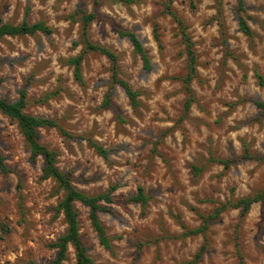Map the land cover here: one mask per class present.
<instances>
[{
  "label": "rangeland",
  "instance_id": "obj_1",
  "mask_svg": "<svg viewBox=\"0 0 264 264\" xmlns=\"http://www.w3.org/2000/svg\"><path fill=\"white\" fill-rule=\"evenodd\" d=\"M167 6L192 41L193 71L181 25ZM243 6L251 36L239 28L236 0H98L88 38L116 55L118 77L138 93L133 107L122 86L111 82L105 54L84 52L81 79L74 76L68 59L83 49L81 14L93 9L92 0H0L3 22L41 20L50 28L0 37V97L14 101L24 88V112L53 118L74 135L37 129L75 188L95 195L116 185L115 201L98 211L112 251L98 241L89 208L74 202L94 264H179L202 245L194 264H264V194L244 215L232 205L264 189V161L242 156H264V110L254 103L264 102V0H243ZM118 29L138 37L150 69ZM108 89L114 109L102 104ZM0 152L16 170H0L6 226L0 227V264H44L66 228L56 210L64 189L41 178L42 157L31 159L17 122L1 110ZM212 158L231 161L224 166ZM138 185L144 205L130 199ZM221 204L226 207L205 236L185 233ZM66 254L63 264H75L71 244Z\"/></svg>",
  "mask_w": 264,
  "mask_h": 264
},
{
  "label": "trees",
  "instance_id": "obj_2",
  "mask_svg": "<svg viewBox=\"0 0 264 264\" xmlns=\"http://www.w3.org/2000/svg\"><path fill=\"white\" fill-rule=\"evenodd\" d=\"M170 1V0H169ZM237 1V9L241 12L238 17L239 28L243 31L247 36L252 35V31L246 21V18L243 14L244 6L243 0ZM93 9L89 12L82 11L81 14V25H80V41L83 43L82 51L70 57L68 60L73 65L74 76L77 79H81L80 73V64L83 57V53L89 50L99 51L105 54L110 60V68L111 74L110 79L112 83H118L122 86L128 98L131 101L133 107L138 105L137 99V91L133 90L130 85L123 79L118 77V64L117 57L106 46L100 45L98 43L92 42L88 38V26L92 19H94L97 15L96 6L98 4V0H92ZM167 11L172 14V16L177 20V22L181 25V32L183 36V40L186 44V51L188 56V66L193 71V64L195 61V55L193 50L191 49L192 41L188 34L185 32V26L182 24V21L179 17L174 13V11L167 6ZM36 31H41L48 33L50 32L49 26H47L43 21H34L28 22L26 19H23L18 24H10L7 22H3L0 18V37L5 34L14 35V34H23V33H34ZM118 32L123 35H127L129 40L131 41L133 51L138 54L142 60V65L145 69L151 68L150 59L141 44L138 37L129 30L118 29ZM153 35L155 40L159 42V32L157 30V25L153 26ZM1 81V79H0ZM110 89V87H109ZM106 92L102 104L105 107L114 109V105L111 102L110 91ZM254 103L259 106L262 110H264V102L260 100H254ZM26 104V91L24 88H21L19 91V96L14 101H9L4 97H0V110L5 113L10 118L14 119L17 122V125L22 133L24 141L26 142L29 151L30 157L33 159L36 155H40L43 159V163L41 166V178L51 177L59 187L64 189V194L62 198L58 201L56 210L60 211L63 215L64 221L66 223V228L64 233L58 236L56 241L51 243V245L55 248L54 257L44 263V264H63V261L67 257V248L68 245L71 244L74 249L75 255V264H94L93 259L88 255L87 248L81 239L79 232V219L78 213L74 208V202L79 201L82 204L86 205L89 208V220L92 228L97 234L98 241L103 245L104 248L108 250H113V244L110 241L109 236L106 234V231L101 224L98 211L100 210H108L109 204L115 201L113 196V191L116 188L115 184H112L108 187V189L104 192L88 195L77 188L74 187L71 181V175L69 171L61 170L56 162H57V152L54 149L47 147L42 144L37 138V129L39 127L46 128H55L60 133L68 136H74L71 133L67 132L61 125L57 123V121L50 117H41L32 115L24 112V107ZM189 107L188 100L184 103V109L187 110ZM98 151L101 153H105V151L97 144L91 142ZM243 157H254L258 160L264 161V156H252L248 152H244ZM4 155L0 152V170L2 172H16V170L10 166H8L4 160ZM214 161L222 163L224 166H227L231 159L225 158H212ZM17 189H20V177L17 182ZM264 189L262 192L253 195V196H244L237 198L233 206L240 208V215H244L250 207V204L253 201L259 200L263 198ZM19 199L21 198V193L18 192ZM131 200L135 202H139L141 205L146 203L147 197L144 193L143 187L138 185L137 191L135 195H133ZM226 207L225 204H221L219 207L215 208L214 212L203 215L201 214V224L195 228H189L185 230L187 234H196L201 233L205 236V231L208 227L209 221L216 217L219 212ZM0 227L6 228L4 222L0 221ZM204 245L199 247V249L195 252L193 258L191 260H185L180 262L179 264H194L202 255L204 251ZM238 264H241L239 262Z\"/></svg>",
  "mask_w": 264,
  "mask_h": 264
}]
</instances>
